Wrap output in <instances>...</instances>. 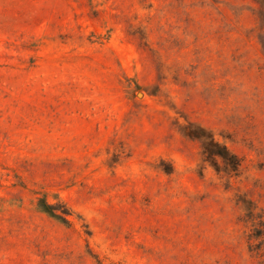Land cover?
<instances>
[{
    "label": "rangeland",
    "instance_id": "1",
    "mask_svg": "<svg viewBox=\"0 0 264 264\" xmlns=\"http://www.w3.org/2000/svg\"><path fill=\"white\" fill-rule=\"evenodd\" d=\"M0 264H264V0H0Z\"/></svg>",
    "mask_w": 264,
    "mask_h": 264
}]
</instances>
